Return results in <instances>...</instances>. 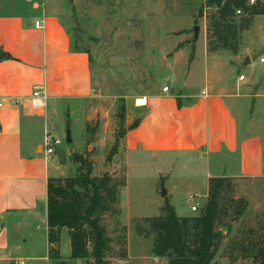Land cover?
I'll use <instances>...</instances> for the list:
<instances>
[{
  "label": "crops",
  "instance_id": "1",
  "mask_svg": "<svg viewBox=\"0 0 264 264\" xmlns=\"http://www.w3.org/2000/svg\"><path fill=\"white\" fill-rule=\"evenodd\" d=\"M260 18L264 16L257 17L255 23ZM38 21L40 27L36 26ZM207 29L200 30L199 39L204 37L205 57L210 60L226 50L208 52ZM70 30L59 12L47 11L37 0H0V49L13 58L0 62V264L50 263L48 181L63 165L58 157L46 154V138H53L48 131L50 117L62 113L65 118L69 103L79 104L93 94L90 57L73 46ZM196 45L184 83L174 82L180 86H166L168 92L163 89L125 103L127 130L122 145L128 173L120 197L122 213L130 208L123 199L128 179L137 162L145 159L169 168L167 172L156 168L155 176L160 180H173L175 161L194 156L203 157L212 171L208 186L215 178L264 182V92L261 87L254 88L259 75L251 83L246 77L241 80L243 75L236 84L227 78L214 83L207 69L204 86H194L188 79ZM263 45L264 37L252 53H258ZM237 63L239 56L231 60L230 68L235 69ZM37 91L45 102V108L38 110L32 105ZM248 99L254 104L252 110H248ZM136 123L138 126L131 129ZM64 150L69 155L70 148ZM167 189L163 197L169 201L160 207L163 216L167 204L177 214L174 190ZM208 195L209 189L206 200ZM61 252L70 258L66 230L62 232Z\"/></svg>",
  "mask_w": 264,
  "mask_h": 264
},
{
  "label": "rangeland",
  "instance_id": "2",
  "mask_svg": "<svg viewBox=\"0 0 264 264\" xmlns=\"http://www.w3.org/2000/svg\"><path fill=\"white\" fill-rule=\"evenodd\" d=\"M208 1L37 0L47 11L59 12L71 29L73 46L87 53L91 60L92 97L79 104L69 103L65 118L62 113L50 117L48 131L59 141V147L70 148L68 157L74 153L86 154L94 163L93 176L110 173L119 181L126 179L128 166L120 138L123 128L119 108L128 99L156 95L166 86L176 88L184 83L196 44V59L188 79L190 84L204 86V73L208 69L210 80L214 83L227 78L236 84L241 75L248 79L247 83H251L259 75L254 88L256 91L261 87L264 92V80L261 82L264 64H261V58H256L261 50L252 53L264 37V18L258 19L254 27L244 33L238 55L221 51L216 57L206 60L205 39L201 36L196 43L194 28L200 26L203 30L208 24L207 17L216 13L215 7H207ZM258 1L264 3V0H255V3ZM201 10L203 17H199ZM178 52L180 58L174 62ZM235 56H239V63L234 69L230 68V62ZM247 58L250 64L252 59L253 64L242 67ZM174 82L179 84L174 85ZM246 103L248 110H252V106L254 109L251 99ZM68 120L70 127L67 126ZM68 129L73 138L71 144L66 141ZM118 139L120 148L110 163L107 157ZM72 162L60 164L58 173L53 172L54 165L51 163L53 177L75 176L79 166ZM156 164L157 161L149 159L137 162L128 179L129 188L123 195L124 205L130 207L129 211L123 210L118 217L108 215L104 221L114 242L113 252L109 255L111 264H168L166 259L152 254L153 237H139L135 230L136 222L142 218L163 216L160 207L169 201L163 197L167 188L174 190L173 201L181 217L199 215L207 203L208 173L212 171L207 169V161L203 157L177 159L171 177L173 180L168 181L156 177L155 171L160 168L167 172L169 168ZM258 181L231 180V188L225 192L224 201H234L230 211L236 207V201H243L246 210L240 219L232 223V231L220 246L214 264H258L251 257L245 258L242 250L232 246L237 238H243L264 247V182ZM190 196L194 197L192 202L189 201ZM193 205L198 207V212L191 211ZM224 232L226 234L227 230ZM122 252H126V259L120 258ZM63 259L69 264H93L92 261H71L64 256Z\"/></svg>",
  "mask_w": 264,
  "mask_h": 264
},
{
  "label": "trees",
  "instance_id": "3",
  "mask_svg": "<svg viewBox=\"0 0 264 264\" xmlns=\"http://www.w3.org/2000/svg\"><path fill=\"white\" fill-rule=\"evenodd\" d=\"M250 1H208V8H216V13L207 17L209 53L226 50L238 54L244 33L254 27L257 17L264 16V3L258 1L250 5ZM238 11L242 15H237ZM199 17H203V10ZM12 59L9 53L0 49V62ZM119 117L123 128L120 138L123 140L127 130L125 103L119 108ZM67 125L70 127L69 121ZM137 126L138 123L131 129ZM86 132H90L89 128ZM119 148L118 139L107 157L108 162L113 161ZM72 160L79 166L75 176L51 178L48 181L50 263L69 264L61 252L62 232L66 230L71 244V261L111 264L109 255L113 252L114 242L104 221L108 215L118 217L121 214L120 197L127 185V177L119 181L110 173L93 176L94 163L86 154L74 153ZM230 188L229 178L211 179L207 203L199 215L179 217L174 208L167 204L164 216L142 218L136 222V233L145 239L153 237L152 254L166 259L168 264H214L220 246L232 231V223L240 219L246 210L243 201H236V207L230 211L234 201H229L230 204L224 201V194ZM232 246L242 250L245 258L251 257L254 262L264 264L263 245L259 247L250 240L237 238ZM120 258L126 259V252H122Z\"/></svg>",
  "mask_w": 264,
  "mask_h": 264
},
{
  "label": "built area",
  "instance_id": "4",
  "mask_svg": "<svg viewBox=\"0 0 264 264\" xmlns=\"http://www.w3.org/2000/svg\"><path fill=\"white\" fill-rule=\"evenodd\" d=\"M254 3H255V0H251L250 1V5H253ZM237 15H242V12L241 11H238L237 12ZM36 26L37 27H40L41 26V22L40 21L36 22ZM260 61H261L262 64H264V57H261V60ZM240 79L241 80H244L245 77L244 76H241ZM163 91L164 92H168L169 91V88L166 87V88H164ZM41 94H42L41 91H37V92L34 93L33 98H32V105L37 110L38 109L45 108L44 98L41 97L42 96ZM2 106H3V104H0V108H2ZM45 146H46V154H47V156L48 157L49 156H53L54 155L53 146H59V141L58 140H55V139H53V138H51V137L48 136L46 138V141H45ZM192 200L193 199H190V202H192ZM198 210L199 209H198V207L196 205H193L191 207V211L192 212H198Z\"/></svg>",
  "mask_w": 264,
  "mask_h": 264
},
{
  "label": "water",
  "instance_id": "5",
  "mask_svg": "<svg viewBox=\"0 0 264 264\" xmlns=\"http://www.w3.org/2000/svg\"><path fill=\"white\" fill-rule=\"evenodd\" d=\"M194 33H195V37H194V40L195 42L199 39V35H200V26H195L194 28ZM261 57H264V46L263 48L261 49V51L257 54L256 58H261ZM250 64V59L247 58L244 65H248ZM264 80V75H263V78L261 80V82ZM67 144H71L73 142L72 140V136H71V131L70 129L67 130ZM53 149H54V156L55 157H58L60 162L63 164V165H66L67 161H71L72 160V157H68L66 151L62 148V147H59V146H53ZM163 196H166V192L163 193Z\"/></svg>",
  "mask_w": 264,
  "mask_h": 264
},
{
  "label": "bare ground",
  "instance_id": "6",
  "mask_svg": "<svg viewBox=\"0 0 264 264\" xmlns=\"http://www.w3.org/2000/svg\"><path fill=\"white\" fill-rule=\"evenodd\" d=\"M140 103H142V102H140Z\"/></svg>",
  "mask_w": 264,
  "mask_h": 264
}]
</instances>
